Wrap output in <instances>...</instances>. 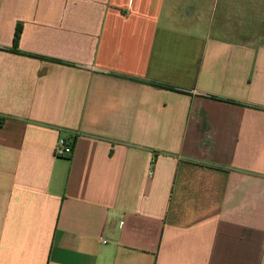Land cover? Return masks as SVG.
<instances>
[{
  "label": "crops",
  "instance_id": "crops-1",
  "mask_svg": "<svg viewBox=\"0 0 264 264\" xmlns=\"http://www.w3.org/2000/svg\"><path fill=\"white\" fill-rule=\"evenodd\" d=\"M0 264H264V0H0Z\"/></svg>",
  "mask_w": 264,
  "mask_h": 264
},
{
  "label": "built area",
  "instance_id": "built-area-1",
  "mask_svg": "<svg viewBox=\"0 0 264 264\" xmlns=\"http://www.w3.org/2000/svg\"><path fill=\"white\" fill-rule=\"evenodd\" d=\"M74 145L75 142L73 140L60 137L55 146V155L58 157H71L74 153Z\"/></svg>",
  "mask_w": 264,
  "mask_h": 264
},
{
  "label": "trees",
  "instance_id": "trees-1",
  "mask_svg": "<svg viewBox=\"0 0 264 264\" xmlns=\"http://www.w3.org/2000/svg\"><path fill=\"white\" fill-rule=\"evenodd\" d=\"M21 33H22V27L18 26L17 30H16V33H15V38H14L15 47H18V44H19V41H20V38H21ZM153 84L157 85V86H163L165 88L175 89V87H173L171 85H168V84H163V83H158V82H153Z\"/></svg>",
  "mask_w": 264,
  "mask_h": 264
}]
</instances>
